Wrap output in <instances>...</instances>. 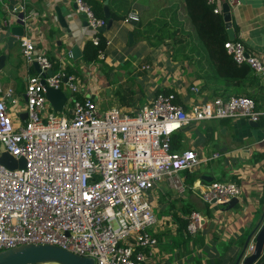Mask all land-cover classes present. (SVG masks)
<instances>
[{
  "label": "built area",
  "instance_id": "obj_1",
  "mask_svg": "<svg viewBox=\"0 0 264 264\" xmlns=\"http://www.w3.org/2000/svg\"><path fill=\"white\" fill-rule=\"evenodd\" d=\"M207 1L214 13H221L218 0ZM225 2L229 10L238 3ZM75 5L94 31L106 25L85 0H75ZM138 19L129 13L124 21ZM91 41L97 44V36ZM19 46L25 63L32 68L36 62L40 71L26 78L22 123L13 119L5 101L12 90L0 87L1 151L23 160L22 167L0 164V251L50 244L91 257L94 264H150L158 244L154 230L165 223L156 211L154 192L162 183L184 191L181 173L205 161L192 149L172 151L171 137L192 121L245 118L259 124L262 113L245 95L197 98L195 86L187 102L178 101L174 92L158 93L135 111L100 110L94 99L77 97L82 91L77 75L56 68L31 36L21 35ZM223 47L235 63L264 75V63L240 39H228ZM45 86L66 88L60 113L50 107ZM192 189L213 206L242 195L241 185L233 181L198 182ZM187 220L190 234L205 223L196 211ZM253 247L246 250L252 253Z\"/></svg>",
  "mask_w": 264,
  "mask_h": 264
},
{
  "label": "crops",
  "instance_id": "obj_2",
  "mask_svg": "<svg viewBox=\"0 0 264 264\" xmlns=\"http://www.w3.org/2000/svg\"><path fill=\"white\" fill-rule=\"evenodd\" d=\"M7 1L3 0L4 3ZM14 1L16 5H22L24 25L14 30L16 35L9 31L12 26L19 27L15 22L9 28L0 29V55L4 56L0 87L3 91L12 90L5 101L13 119L19 123L26 117V78L34 73L33 67L28 66L21 55L19 38L23 34L34 39L37 48L56 68L60 65L72 69L82 85L79 96L94 99L100 110L117 107L125 112L135 111L150 102L160 89H171L181 101L187 102L190 95L185 84L199 89L197 98H213L211 92L203 88L204 81L195 76L191 62L183 57L173 58L172 40L154 37V30L149 28L153 18L169 16L165 6L174 0H127V15L135 13L138 21L112 20L111 26L102 32L107 41L103 56L91 64L82 60L81 52L85 42L91 40L96 31L84 24L85 16L76 12L75 0ZM105 2L109 10L110 6L113 10H123L120 0L111 3L110 0H102L103 5ZM237 2L230 10L235 35L248 52L256 54L264 63V0ZM223 3L225 0H218L220 9ZM55 8L65 11L66 25L58 21ZM1 12L0 23L3 21ZM65 13L62 12V15ZM94 63H104L108 68L107 76L100 74L102 65ZM257 77V87L246 89L257 94V109L263 116L264 75ZM63 91H67L66 88ZM3 96L0 93V97ZM102 100H110L111 104L103 108L100 105ZM65 114H70V107H66ZM174 136L180 140V147L175 151L192 149L205 160L201 165L210 163L212 166L210 171L198 173V179L193 184L186 185L184 182L187 195L178 190L177 195L172 197L165 192L161 194L166 199L178 200L180 196V206L189 203L194 208L192 211L205 217V223L194 234L187 231L186 224L179 235V228L170 212L180 206L172 202L161 205L160 209L155 206L165 223L154 230L158 244L150 257V264H233L243 248L239 240L244 238L245 241L264 214V127L258 124L252 131L245 118L211 119L189 122ZM214 153H218L217 158H212ZM181 176L184 179L182 173ZM208 177L239 183L242 195L237 203L231 207L203 203L199 191L197 193L195 189L194 192L192 187L198 182L207 183ZM162 185L167 184L162 183L158 188ZM162 209H165L164 213ZM187 216L184 217L186 220ZM252 240L249 245L253 246L255 241ZM245 251L244 257L251 254ZM253 264H264V249Z\"/></svg>",
  "mask_w": 264,
  "mask_h": 264
},
{
  "label": "trees",
  "instance_id": "obj_3",
  "mask_svg": "<svg viewBox=\"0 0 264 264\" xmlns=\"http://www.w3.org/2000/svg\"><path fill=\"white\" fill-rule=\"evenodd\" d=\"M94 15L104 17L102 0H85ZM114 0H110V3ZM122 1L123 10H113L110 6L109 18L113 21L124 20L127 15L129 5L127 0ZM121 6V5H120ZM169 16L163 18L157 16L149 24V28L154 30V37L158 39H171L173 43L171 55L173 58L187 59L195 69V76L204 81L203 88L208 89L212 97L226 98L230 95H245L253 99L257 108L258 96L253 91H248L246 87H257L258 75H256L248 65H238L226 53L223 43L228 40L224 21L221 13H214V5L207 0H174L165 6ZM97 44L91 40L85 42L81 58L86 64L99 60V55L106 46V38L102 32H96ZM237 38V37H236ZM104 65V63H94ZM33 71V69H30ZM67 73H73L72 69L65 68ZM173 92L171 89H160L157 93ZM175 93V92H174ZM177 96V94H176ZM78 98H81L77 95ZM177 100L180 98L177 96ZM259 125L264 127V115L259 121ZM180 140L178 136L171 137V150L179 149ZM184 182L191 185L198 179V173L194 171H183ZM194 208L187 204H182L178 209L171 212L174 221L177 223V231L182 233L186 228V217ZM165 209L161 212L164 213ZM168 210V209H167ZM167 212V211H166ZM244 238L239 240L242 245Z\"/></svg>",
  "mask_w": 264,
  "mask_h": 264
},
{
  "label": "water",
  "instance_id": "obj_4",
  "mask_svg": "<svg viewBox=\"0 0 264 264\" xmlns=\"http://www.w3.org/2000/svg\"><path fill=\"white\" fill-rule=\"evenodd\" d=\"M76 8V5H75ZM0 10L3 14V21L0 23V29L9 28V26L15 22L19 27H10L9 31L14 33L15 29L22 28L24 25V10L22 5H16L14 0H8L7 3H4L3 0H0ZM58 21L66 25L64 22L65 11L60 8H55ZM104 17L108 19L105 26L97 28L96 32H104L105 29L109 28L112 23V19L109 18V10L106 5H104ZM62 12L65 13L62 15ZM222 18L224 21V27L229 40L236 38L233 24L231 20V13L229 10L228 4L225 2L221 6ZM85 25L87 21H84ZM76 51V49H74ZM4 56L0 55V68ZM33 69L35 72H39V66L36 62L33 63ZM52 71H47V74L51 75ZM45 96L46 99L52 108L53 112L60 113L63 110V107L67 101V94L61 90L52 87L45 86ZM26 116V115H25ZM252 131L258 126V123L249 121ZM3 149L0 146V151ZM0 164H3L9 168L22 167L23 160L15 161L8 153L1 151L0 152ZM212 177L207 178V182L212 181ZM237 203V199H232L230 202L224 205L219 206H234ZM254 239L255 245L253 252L244 257L246 248L248 247L250 241ZM264 249V214L262 215L259 223L250 231L247 235L243 248L239 255L237 256L233 264H253L256 262ZM0 264H94V261L91 257H84L77 254H74L70 251H67L59 246L50 245V244H25L14 248H9L4 251H0Z\"/></svg>",
  "mask_w": 264,
  "mask_h": 264
},
{
  "label": "rangeland",
  "instance_id": "obj_5",
  "mask_svg": "<svg viewBox=\"0 0 264 264\" xmlns=\"http://www.w3.org/2000/svg\"><path fill=\"white\" fill-rule=\"evenodd\" d=\"M107 67L106 66H102L101 67V69L100 70H102V72H100V74H104V76H107L106 75V71H107ZM104 72V73H103ZM31 74H33V72L31 73ZM89 76V75H88ZM82 86V85H81ZM192 86L190 85V84H185V89H187V91H188V94H189V92H191V90H190V88H191ZM173 91V90H172ZM67 92V91H66ZM174 92V91H173ZM105 96V95H104ZM111 104V102H110V100H102V101H100V105L103 107V108H107L109 105ZM210 166H212V164H206V165H200L199 167H197L196 169H195V173L197 174V173H200V172H204V171H210ZM217 179H220V178H217ZM222 179V178H221ZM164 184V183H163ZM169 187L166 185V186H164V185H162L161 187H160V189H159V191L158 192H154L155 193V198H154V204H155V206H156V208H158V209H160V206L161 205H164V204H168L169 202H172L175 206H177V207H179L180 205H181V197L179 196V193H178V196H179V199L177 200V199H171V198H168V199H166L165 197L166 196H163L162 194H161V192L163 193V192H165V194L167 195V196H170V197H172V196H174V195H177L176 193H177V190L176 189H168ZM187 189L185 188V190H184V192L183 193H185V195H187L186 193H187V191H186ZM168 194H170V195H168ZM162 197V198H161ZM184 197V196H183ZM172 200H174V201H172ZM201 204L203 205V203L201 202ZM168 206H171V204H169ZM160 215H161V213L160 212H158ZM171 213V212H170ZM246 231H248V229H246Z\"/></svg>",
  "mask_w": 264,
  "mask_h": 264
},
{
  "label": "clouds",
  "instance_id": "obj_6",
  "mask_svg": "<svg viewBox=\"0 0 264 264\" xmlns=\"http://www.w3.org/2000/svg\"><path fill=\"white\" fill-rule=\"evenodd\" d=\"M222 14V13H221Z\"/></svg>",
  "mask_w": 264,
  "mask_h": 264
}]
</instances>
